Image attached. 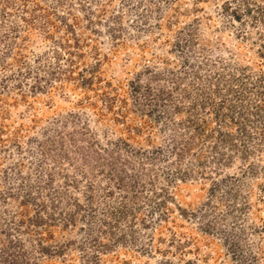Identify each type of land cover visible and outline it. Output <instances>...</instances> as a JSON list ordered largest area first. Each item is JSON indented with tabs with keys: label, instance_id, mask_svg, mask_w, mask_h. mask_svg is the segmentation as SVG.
Segmentation results:
<instances>
[{
	"label": "rangeland",
	"instance_id": "rangeland-1",
	"mask_svg": "<svg viewBox=\"0 0 264 264\" xmlns=\"http://www.w3.org/2000/svg\"><path fill=\"white\" fill-rule=\"evenodd\" d=\"M0 264H264V0H0Z\"/></svg>",
	"mask_w": 264,
	"mask_h": 264
}]
</instances>
